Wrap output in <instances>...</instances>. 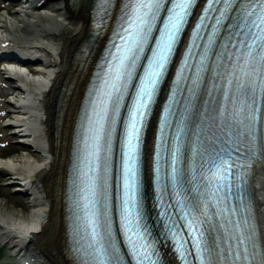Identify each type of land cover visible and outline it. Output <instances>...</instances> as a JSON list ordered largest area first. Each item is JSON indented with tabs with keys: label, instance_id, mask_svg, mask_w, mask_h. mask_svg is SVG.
Instances as JSON below:
<instances>
[{
	"label": "snow or ice",
	"instance_id": "1",
	"mask_svg": "<svg viewBox=\"0 0 264 264\" xmlns=\"http://www.w3.org/2000/svg\"><path fill=\"white\" fill-rule=\"evenodd\" d=\"M196 3L123 5L74 145L70 211L74 235L83 241L76 249L81 264H126L127 257L128 264H160L145 212L146 162L163 234L181 260L264 264V241L257 243L240 195L253 159L264 156V0H204L159 117L151 160L145 158V128Z\"/></svg>",
	"mask_w": 264,
	"mask_h": 264
},
{
	"label": "bare ground",
	"instance_id": "2",
	"mask_svg": "<svg viewBox=\"0 0 264 264\" xmlns=\"http://www.w3.org/2000/svg\"><path fill=\"white\" fill-rule=\"evenodd\" d=\"M36 5L13 21L0 17L2 36L29 49L43 65L25 79L23 110L14 107L38 146L39 157L24 154L13 160L29 177L32 209L19 215L0 203V238L16 248L23 264H75L66 231V179L79 108L106 33L86 45L91 18L87 0H51L44 13ZM251 187L264 241V161L255 166Z\"/></svg>",
	"mask_w": 264,
	"mask_h": 264
},
{
	"label": "rangeland",
	"instance_id": "3",
	"mask_svg": "<svg viewBox=\"0 0 264 264\" xmlns=\"http://www.w3.org/2000/svg\"><path fill=\"white\" fill-rule=\"evenodd\" d=\"M12 146H14L15 147V151H19V149L21 148V146H19V145H15L14 143L12 144ZM5 179V178H4ZM4 179L3 178H1L0 179V185L2 186V187H6V189H7V193H6V197H0L1 199H0V202H2V203H4L5 201L6 202H8V204H7V206L9 207V208H14V207H12V205L13 204H15V205H20V207H18V208H15L16 210H19V211H28L26 208L24 209V206L27 204L26 203V200H27V198H21L20 197V195H18L17 193H13V192H11L10 191V189H9V187L8 186H5L3 183H5L7 180L5 179V181H4ZM1 187V188H2ZM5 189V188H4ZM23 202H25V204L23 203Z\"/></svg>",
	"mask_w": 264,
	"mask_h": 264
}]
</instances>
